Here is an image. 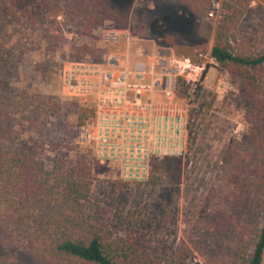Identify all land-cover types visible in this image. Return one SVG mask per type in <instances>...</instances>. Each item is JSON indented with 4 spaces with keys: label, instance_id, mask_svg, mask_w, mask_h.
I'll list each match as a JSON object with an SVG mask.
<instances>
[{
    "label": "rangeland",
    "instance_id": "374dc122",
    "mask_svg": "<svg viewBox=\"0 0 264 264\" xmlns=\"http://www.w3.org/2000/svg\"><path fill=\"white\" fill-rule=\"evenodd\" d=\"M81 4L66 0L54 17L37 0H0V149L33 151L48 169L88 152L77 143V122L89 101L75 97L63 82L64 72L79 60L78 47L95 48L100 60L110 54L132 61L173 54L206 64L202 89L187 100L184 154L157 159L150 178L141 182L123 181L116 169L90 157L95 183L86 212L99 234L132 243L148 264H228L242 246H252V227L264 205L263 195L255 205L238 198L244 175L236 164L251 162L252 145L264 141V134L242 77L210 56L224 12L220 2L200 16L190 0H113L126 9L125 24L104 21L88 35L66 13ZM121 27L130 31V44L108 32ZM234 49L239 57L264 54V0H251ZM249 70L264 80V64ZM21 96L27 104L19 107ZM51 103L59 112L49 111ZM37 104L41 109H34ZM8 226L0 214V260L10 255L15 264H41Z\"/></svg>",
    "mask_w": 264,
    "mask_h": 264
},
{
    "label": "trees",
    "instance_id": "16d2710c",
    "mask_svg": "<svg viewBox=\"0 0 264 264\" xmlns=\"http://www.w3.org/2000/svg\"><path fill=\"white\" fill-rule=\"evenodd\" d=\"M41 10L50 16H58L66 0H37ZM76 8L69 6V19L75 22L84 35L104 21L124 25L126 9L121 11L113 0H83ZM200 16H205L212 3L220 2L224 10L214 29L210 56L216 63L242 77L245 96L255 109V120L261 124L264 134V80L249 70L264 64V54L257 58L235 55L234 42L239 22L246 13L251 0H190ZM131 4L132 0H125ZM122 7V6H121ZM122 28V27H121ZM74 57L101 61L98 51L90 46L76 48ZM78 60V61H79ZM207 72V71H206ZM205 72V74H206ZM18 106L27 104L21 96ZM37 104L34 109H41ZM49 111L59 112L54 103ZM94 111L83 106L77 127L91 124ZM253 159L250 163L236 164L237 172L244 175L238 198L250 199L258 204L257 196H264V141L252 145ZM90 152L81 151L69 162H54L45 168L33 151L0 149V214L8 219V229L24 245L28 254L41 264H148L132 243L109 241L91 223L86 203L92 198L95 180L90 165ZM261 205V204H259ZM252 230V246H242L228 264H262L264 260V205L259 209ZM0 264H15L7 255Z\"/></svg>",
    "mask_w": 264,
    "mask_h": 264
},
{
    "label": "built area",
    "instance_id": "2783aa9c",
    "mask_svg": "<svg viewBox=\"0 0 264 264\" xmlns=\"http://www.w3.org/2000/svg\"><path fill=\"white\" fill-rule=\"evenodd\" d=\"M108 32L117 42L133 40L128 29ZM205 72L206 64L173 54L74 62L64 85L94 111L92 123L77 128V143L99 164L116 169L119 179L148 180L157 159L184 154L187 100L202 89Z\"/></svg>",
    "mask_w": 264,
    "mask_h": 264
},
{
    "label": "water",
    "instance_id": "95a60500",
    "mask_svg": "<svg viewBox=\"0 0 264 264\" xmlns=\"http://www.w3.org/2000/svg\"><path fill=\"white\" fill-rule=\"evenodd\" d=\"M194 264H201V263L197 261V262H195Z\"/></svg>",
    "mask_w": 264,
    "mask_h": 264
},
{
    "label": "crops",
    "instance_id": "0c3cea01",
    "mask_svg": "<svg viewBox=\"0 0 264 264\" xmlns=\"http://www.w3.org/2000/svg\"><path fill=\"white\" fill-rule=\"evenodd\" d=\"M121 29H125V28H121Z\"/></svg>",
    "mask_w": 264,
    "mask_h": 264
}]
</instances>
